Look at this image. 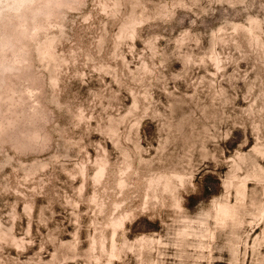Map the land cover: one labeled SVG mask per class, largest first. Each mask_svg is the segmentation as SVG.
<instances>
[{
  "label": "rangeland",
  "instance_id": "374dc122",
  "mask_svg": "<svg viewBox=\"0 0 264 264\" xmlns=\"http://www.w3.org/2000/svg\"><path fill=\"white\" fill-rule=\"evenodd\" d=\"M0 264H264V0H0Z\"/></svg>",
  "mask_w": 264,
  "mask_h": 264
},
{
  "label": "bare ground",
  "instance_id": "6f19581e",
  "mask_svg": "<svg viewBox=\"0 0 264 264\" xmlns=\"http://www.w3.org/2000/svg\"><path fill=\"white\" fill-rule=\"evenodd\" d=\"M220 212H221V211H220ZM222 213H223V215H228V214H230L228 209L223 210Z\"/></svg>",
  "mask_w": 264,
  "mask_h": 264
}]
</instances>
